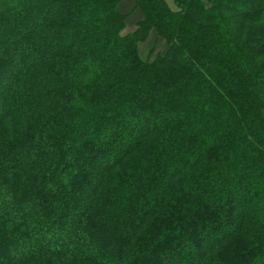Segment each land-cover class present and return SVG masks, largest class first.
I'll return each mask as SVG.
<instances>
[{
	"label": "trees",
	"instance_id": "1",
	"mask_svg": "<svg viewBox=\"0 0 264 264\" xmlns=\"http://www.w3.org/2000/svg\"><path fill=\"white\" fill-rule=\"evenodd\" d=\"M0 264H264V0H0Z\"/></svg>",
	"mask_w": 264,
	"mask_h": 264
},
{
	"label": "rangeland",
	"instance_id": "2",
	"mask_svg": "<svg viewBox=\"0 0 264 264\" xmlns=\"http://www.w3.org/2000/svg\"><path fill=\"white\" fill-rule=\"evenodd\" d=\"M166 1L169 3V5L174 6L173 0H166ZM154 41H155L154 39L150 40L142 46L141 55L143 58L153 60V59H155L156 55L159 53H154L153 55L148 56L149 54H151L152 50L155 49L156 52L165 50L166 45L164 42L159 41V42H157L156 46H154ZM160 53H163V52H160ZM10 190H11V188L7 189V191H10Z\"/></svg>",
	"mask_w": 264,
	"mask_h": 264
},
{
	"label": "crops",
	"instance_id": "3",
	"mask_svg": "<svg viewBox=\"0 0 264 264\" xmlns=\"http://www.w3.org/2000/svg\"><path fill=\"white\" fill-rule=\"evenodd\" d=\"M173 2H174V0H173Z\"/></svg>",
	"mask_w": 264,
	"mask_h": 264
}]
</instances>
